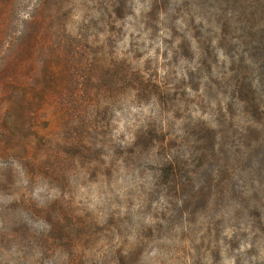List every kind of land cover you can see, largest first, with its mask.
<instances>
[{
    "label": "clouds",
    "instance_id": "obj_1",
    "mask_svg": "<svg viewBox=\"0 0 264 264\" xmlns=\"http://www.w3.org/2000/svg\"><path fill=\"white\" fill-rule=\"evenodd\" d=\"M262 72L264 0H0V264H264Z\"/></svg>",
    "mask_w": 264,
    "mask_h": 264
},
{
    "label": "rangeland",
    "instance_id": "obj_2",
    "mask_svg": "<svg viewBox=\"0 0 264 264\" xmlns=\"http://www.w3.org/2000/svg\"><path fill=\"white\" fill-rule=\"evenodd\" d=\"M57 66L56 65H53V68L55 69ZM235 80H236V83L237 85L239 86V84L244 80V73H243V70H240L237 72V75L235 77ZM244 91L245 92H248L249 94V97H251L252 93L249 91L247 85H245L244 87Z\"/></svg>",
    "mask_w": 264,
    "mask_h": 264
},
{
    "label": "trees",
    "instance_id": "obj_3",
    "mask_svg": "<svg viewBox=\"0 0 264 264\" xmlns=\"http://www.w3.org/2000/svg\"><path fill=\"white\" fill-rule=\"evenodd\" d=\"M262 76H264V72H262ZM15 78V72H13V79Z\"/></svg>",
    "mask_w": 264,
    "mask_h": 264
}]
</instances>
